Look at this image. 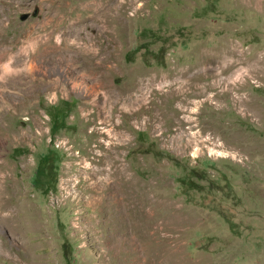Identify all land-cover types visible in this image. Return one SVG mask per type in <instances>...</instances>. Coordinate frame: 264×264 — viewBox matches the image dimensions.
Wrapping results in <instances>:
<instances>
[{
	"label": "rangeland",
	"instance_id": "1",
	"mask_svg": "<svg viewBox=\"0 0 264 264\" xmlns=\"http://www.w3.org/2000/svg\"><path fill=\"white\" fill-rule=\"evenodd\" d=\"M121 1L0 2V264H264V0Z\"/></svg>",
	"mask_w": 264,
	"mask_h": 264
},
{
	"label": "bare ground",
	"instance_id": "2",
	"mask_svg": "<svg viewBox=\"0 0 264 264\" xmlns=\"http://www.w3.org/2000/svg\"><path fill=\"white\" fill-rule=\"evenodd\" d=\"M4 0H0V2H2ZM46 2H48V8H50L53 4V0H45ZM104 0H93V2L90 3V7L93 10V12H95V15L91 14L89 16V18H94L97 19L98 22H102V19L100 18V16H102V11L106 10V9H113L114 6L115 8L120 9L122 7V4L124 3L121 0H105L106 2H103ZM88 6V4H87ZM57 19V18H56ZM90 23V22H89ZM55 24V23H54ZM56 25V24H55ZM80 29V28H79ZM51 32V31H50ZM58 32V31H57ZM29 34H33V30H31L29 32ZM51 34V33H50ZM51 48V47H50ZM53 48V47H52ZM32 55V54H31ZM35 57H37V59L35 57L32 56L33 61L34 62H38V60L41 58V56H39V52H35V54H33ZM47 59V58H46ZM41 61V60H40ZM43 62L46 64L47 62L43 60ZM31 70H33V67L31 68ZM36 70V69H35ZM34 72V71H33ZM21 76V75H20ZM24 76V75H23ZM152 79V78H151ZM184 86L186 84H183ZM152 90V89H151ZM80 91V90H79ZM161 91V90H158ZM155 92V91H154ZM171 94V93H170ZM55 95V94H54ZM96 103V102H95ZM93 104V103H92ZM95 105V104H94ZM97 111L93 110L90 112H86L82 115V117L84 119H86L87 121L90 120H94V118H91V115L94 114L95 115V119H102V121L106 122H111V124H113V126H117L118 124L116 123H112V117H111V113H112V109L109 110L108 112H106L105 106H96ZM88 110V108H87ZM184 110V109H183ZM122 115V114H121ZM98 121V120H97ZM83 123V122H82ZM81 123V124H82ZM88 126V125H87ZM94 126V125H93ZM91 127V126H90ZM115 129V128H114ZM94 129H92L91 133H93ZM111 133V132H109ZM117 136V135H116ZM111 137V136H110ZM118 142V141H117ZM111 147V145L109 146ZM104 157V160H102V158L100 157V160L98 161V165H96V167L93 168H89L90 171H92L91 173H88L90 175H93V177H95L96 181L93 184H90L89 187L92 190L97 189L95 187V183L98 185V190L103 188V185L106 186V188L108 189L109 187L113 188L115 185V191H117L116 196H114L113 198V203H115L117 206H120V204H123L124 207H126L128 210L131 209H135V205L138 206L137 211L141 212V207L139 204H137L132 197V186L130 185L131 178L128 177L127 175V170L125 169V167L123 165H121L119 162V157L117 155H112V153L109 154V156H102ZM70 167V166H69ZM83 170V169H82ZM83 172V171H82ZM80 175V174H78ZM2 177V176H1ZM0 177V178H1ZM80 178V177H79ZM88 179V178H87ZM135 185V184H134ZM134 187V186H133ZM135 188V187H134ZM105 196V195H104ZM144 196V195H143ZM138 199V198H137ZM140 200V199H139ZM138 200V201H139ZM141 203V202H140ZM156 205V203H155ZM121 207V206H120ZM146 212V211H145ZM135 214V213H134ZM146 214V213H145ZM140 215V213H139ZM150 218L149 215H145V218ZM153 218V217H152ZM147 220V219H146ZM158 224V223H156ZM160 225V224H159ZM165 225H162V228ZM165 228V227H164ZM157 232V231H156ZM166 240V239H165Z\"/></svg>",
	"mask_w": 264,
	"mask_h": 264
},
{
	"label": "water",
	"instance_id": "3",
	"mask_svg": "<svg viewBox=\"0 0 264 264\" xmlns=\"http://www.w3.org/2000/svg\"><path fill=\"white\" fill-rule=\"evenodd\" d=\"M37 13H38V10H37V8H35L31 14H28V13L22 14L20 16V19L21 20H26L29 16L35 17L37 15Z\"/></svg>",
	"mask_w": 264,
	"mask_h": 264
}]
</instances>
